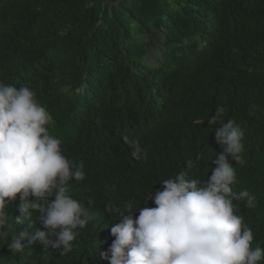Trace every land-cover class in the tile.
I'll return each instance as SVG.
<instances>
[{
  "label": "trees",
  "instance_id": "16d2710c",
  "mask_svg": "<svg viewBox=\"0 0 264 264\" xmlns=\"http://www.w3.org/2000/svg\"><path fill=\"white\" fill-rule=\"evenodd\" d=\"M197 1L0 0V82L12 83L21 77L52 114L53 135L66 140L75 139L78 134L79 145V133L99 124L95 97L82 90L85 76L89 77L87 83L92 76L99 89L114 90L121 99L136 84L124 68L127 64L135 72L131 75L143 84H157L185 73L188 78L180 87L178 100L171 103L166 92L152 101L160 104L164 100L161 105L170 106L174 112L164 116V120L174 124L159 132L158 142L150 130L138 135L136 127H129L125 136L138 142L142 149L134 157L133 148L127 151L121 147L127 144L124 136L110 138L119 154L121 184L130 194L134 214L138 215L135 210L139 207H155L147 196L152 192L154 198L155 192L163 189L160 182L179 171H187L190 178L198 180L211 175L213 160L222 148L215 140L214 128L218 125L210 127L207 119L215 115L218 106H223L224 121L234 119L245 133V163L233 162L237 170L234 190H247L255 197V207H246L243 201L245 207L237 212L254 233L252 246L264 248V118L253 116L245 86L249 77L264 81V65L243 61L251 44L264 40V0H203L204 10L196 12L194 5L200 3ZM240 14L249 16L246 23L236 24ZM231 19L234 26H230ZM246 42L250 45L242 50L240 45ZM155 50L162 51L161 55L152 56L150 52ZM145 58L155 60L151 70L143 71L146 76L137 72L142 71L139 63ZM99 60L111 77L103 75L97 66ZM76 108H81L86 116L73 118ZM261 108L264 112V105ZM124 114L126 119L131 117L147 126L145 120L125 106ZM172 116L180 117L181 122ZM146 120L151 125V118ZM108 128L109 134L115 130ZM163 140L172 149L173 165L164 164L159 158L155 146ZM70 160L82 162L78 155ZM189 161L191 168L187 167ZM107 179L114 182L111 193L121 192L114 177L105 175L104 180ZM92 182L93 178L85 172V178L77 184L97 190ZM97 192L98 199L104 197ZM88 208L94 216L100 215L97 207ZM35 214L31 223L36 220ZM78 233L77 239L86 238L82 230ZM36 249L46 255L47 264H82L84 259L98 258L83 253L76 240L66 255H61L59 249L50 248L47 253Z\"/></svg>",
  "mask_w": 264,
  "mask_h": 264
},
{
  "label": "clouds",
  "instance_id": "9594fccd",
  "mask_svg": "<svg viewBox=\"0 0 264 264\" xmlns=\"http://www.w3.org/2000/svg\"><path fill=\"white\" fill-rule=\"evenodd\" d=\"M248 19L240 14L236 24ZM230 26H234L233 19ZM249 45L246 42L240 48L244 50ZM243 61L264 65V40L251 44ZM245 86L253 116L262 120L264 81L249 77ZM164 106L155 104L160 114L148 116L153 122L150 131L155 141L162 129L174 124L164 120ZM225 111L218 106L215 115L207 119L210 127L218 125L214 128L215 140L222 148L213 160L211 175L198 180L190 178L187 171H179L160 182L163 189L156 191L154 198L152 192L147 196L155 207H139L135 210L138 215L131 203L109 206L107 211L119 219L110 226L114 240L109 249L100 253L101 259L108 264H264V248L252 246L254 233L237 212V201L255 207V197L247 190H234L237 170L233 162L245 163V133L234 119L224 121ZM85 116L81 108H76L72 117ZM172 118L181 122L180 117ZM54 124L52 114L31 87L0 82V241L12 254L39 244L45 250L51 247L66 255L79 235L77 229L86 228L94 219L90 209L71 194L81 189L77 182L85 178L84 164L70 160L76 154L68 153L70 148H76L79 135L63 140L53 135V129L50 131ZM122 134L136 157L142 151L139 143L130 141L125 132ZM159 143L155 147L161 162L173 165L172 149L164 140ZM112 147L115 149V144ZM187 167H192L191 161ZM106 182L114 184L110 179ZM10 205L18 207L15 220L10 215ZM36 212L40 213L44 230L11 232Z\"/></svg>",
  "mask_w": 264,
  "mask_h": 264
},
{
  "label": "bare ground",
  "instance_id": "6f19581e",
  "mask_svg": "<svg viewBox=\"0 0 264 264\" xmlns=\"http://www.w3.org/2000/svg\"><path fill=\"white\" fill-rule=\"evenodd\" d=\"M204 8V1H201L199 4L194 5V9L196 12L203 11ZM211 11L213 12V10ZM203 38L204 37H202V39ZM161 53L162 51L158 50L150 52L152 56H154L155 54L161 55ZM154 63V59H142L141 63H139V67L142 71L136 68L138 70L137 72L145 75L144 73L147 72L143 71L151 70V67ZM97 66L102 68L103 75H105L106 77H111L107 73L106 66L102 64V60L98 61ZM131 66L132 65L127 64L124 66V68L129 77L136 84L132 86L131 89H128V93H123L125 94V97L121 99H118L115 96L116 91L114 90L109 91L105 89H99V87L95 83L94 77L91 76L89 83H87L89 77H84V88L88 91L89 95L95 97L94 109L97 113L99 124L95 128H87L85 132L79 133V145L77 144L76 148H70L68 150V153L76 154L79 156V159L84 164V172L88 173L89 176L93 178V182L91 185H94L96 189L101 194H103L104 197L98 199L97 190L82 186L81 189L77 192L71 191L73 197L78 201L84 203L86 207L95 206L100 211V215L94 216V219L90 221L91 225H87L86 228L82 229L86 238H76V241L80 243V248L83 253L91 256H98V258L95 260H93L92 258L84 259L82 264H108L107 260L101 259L100 253L105 252L110 248L114 240V237L110 232V226L118 222L119 217L107 211V208L109 206L119 207L122 203H131L130 194L127 192L125 186L121 184L120 167L118 164L120 162L119 154L111 146L110 138H114L116 140L117 138L123 137L122 133L127 131L129 127H136V129L139 131L138 135H143L145 133V129L151 130V126H149L150 123L146 119H148L149 115L160 114V112L154 109L155 104H153L152 101H157V97L159 94L164 95L166 92H168L167 95L170 96V102L174 103L175 100L179 99V93L182 90L180 88L182 87V83L186 82V78H188L186 75L177 74L174 75L173 78L172 76L168 77L167 80L164 79L157 84H153L154 82L151 84H143L137 82L134 76L131 75L135 73ZM130 68L132 69L131 73ZM4 83L13 84L16 87L26 85L24 82H22L21 77L15 78L14 82L12 83L8 81H5ZM124 106L127 107V109H130L134 116H138L141 119L145 120L147 126H141L131 117L126 119L124 114ZM172 111L173 110L170 109V106H166L165 104V108L162 112L164 114L171 115V113H174ZM178 112L179 110L177 111V113ZM108 127H111L113 129L115 128L114 132L111 135L106 132V128ZM140 137L143 138L145 136ZM121 147L127 151H130L132 149V147L128 143L121 144ZM221 151L222 150L220 149V152ZM105 175L114 177L116 179V181L118 182L117 186L118 188H120L121 192H110L115 189L111 186L112 184H109L104 180ZM106 202H109L111 204L108 205L106 204ZM236 203L239 205L240 210L245 207L243 201H237ZM9 211L13 220H15V218L19 216L18 207L10 205ZM35 215L36 220L33 223H31L30 220H26L21 225H15L11 232L19 233L23 230H27L29 232H34L36 229L44 230L43 225L39 220L40 213L36 212ZM32 224L33 228L31 227ZM79 230L81 229H77L78 232ZM25 243H27V241H25ZM36 247L41 248L43 253L49 252L48 250L51 248L49 247L47 250H45L41 245L36 244L32 245L31 247L25 248L23 252L12 254L8 250L5 242L0 241V264H47L45 261L46 255L40 253L36 249Z\"/></svg>",
  "mask_w": 264,
  "mask_h": 264
},
{
  "label": "rangeland",
  "instance_id": "374dc122",
  "mask_svg": "<svg viewBox=\"0 0 264 264\" xmlns=\"http://www.w3.org/2000/svg\"><path fill=\"white\" fill-rule=\"evenodd\" d=\"M148 38H149V36L146 37V39H148Z\"/></svg>",
  "mask_w": 264,
  "mask_h": 264
},
{
  "label": "water",
  "instance_id": "95a60500",
  "mask_svg": "<svg viewBox=\"0 0 264 264\" xmlns=\"http://www.w3.org/2000/svg\"><path fill=\"white\" fill-rule=\"evenodd\" d=\"M165 107V106H164Z\"/></svg>",
  "mask_w": 264,
  "mask_h": 264
}]
</instances>
